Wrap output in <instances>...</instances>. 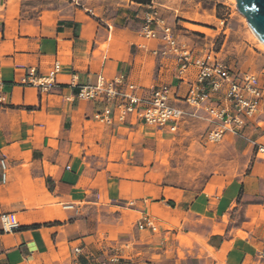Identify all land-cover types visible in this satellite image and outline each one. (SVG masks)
I'll use <instances>...</instances> for the list:
<instances>
[{
  "label": "crops",
  "instance_id": "1",
  "mask_svg": "<svg viewBox=\"0 0 264 264\" xmlns=\"http://www.w3.org/2000/svg\"><path fill=\"white\" fill-rule=\"evenodd\" d=\"M84 3L0 0V214L18 222L12 233L0 224V264L264 262V159L239 178L213 175L199 191L174 187L158 163L176 131L77 98L98 76L122 77L116 89L131 84L142 97L163 85L180 97L187 90L176 67L157 66L160 40L135 39ZM55 62L54 85L32 80ZM106 106L109 119L96 118ZM227 137L248 150L264 144V107L241 136Z\"/></svg>",
  "mask_w": 264,
  "mask_h": 264
},
{
  "label": "rangeland",
  "instance_id": "2",
  "mask_svg": "<svg viewBox=\"0 0 264 264\" xmlns=\"http://www.w3.org/2000/svg\"><path fill=\"white\" fill-rule=\"evenodd\" d=\"M84 1L85 7L104 21L135 33H132L135 39H146L144 27L146 20L152 17L149 28L156 33L154 39L160 40L157 66L166 63L164 73L174 70L176 61L169 56L161 40L162 26L169 27L178 42L187 44L196 53L202 52V56L217 55L233 71L255 73L261 75L264 81V47L253 37L244 16L236 9L235 0ZM129 13L132 16L127 19ZM187 25L200 27L197 30L202 33L188 29ZM208 130V123L199 115L184 116L178 124L174 140L166 145L162 161L158 163L164 182L199 191L213 175L234 179L248 172L255 157L254 149L248 150L236 144L237 140L232 137L205 146L204 138ZM125 213L133 214L131 211ZM177 241L187 246L191 243L190 238L183 234L178 235ZM178 255L183 257L180 251Z\"/></svg>",
  "mask_w": 264,
  "mask_h": 264
},
{
  "label": "built area",
  "instance_id": "3",
  "mask_svg": "<svg viewBox=\"0 0 264 264\" xmlns=\"http://www.w3.org/2000/svg\"><path fill=\"white\" fill-rule=\"evenodd\" d=\"M155 15V13H153ZM153 18H148L144 27L146 39H154L156 33L149 28ZM158 25V23H156ZM167 51L172 53L176 61V69L180 82L187 85L186 93L180 97L169 86L152 88L146 97L137 94L134 85L127 84L125 89L118 91L116 86L123 83V78L108 80L98 76L95 83L78 87L77 98L84 101H101L113 104L121 114L134 113L146 125L163 128L171 132L177 130L179 122L188 115L183 106L193 109L192 117L202 112L209 130L204 138V145H215L227 136H241L252 121L263 111L264 88L261 75L255 73H237L217 55H195L185 43H180L169 27H160ZM60 71L59 63L55 62L46 76L33 81L39 85H54ZM1 87V82H0ZM110 109L106 106L96 118L109 119ZM254 155L264 159V144L254 145ZM1 167L4 169L3 162ZM2 180L5 174L2 172ZM146 225L155 231L151 221ZM3 233H12L18 229V222L13 213L0 214ZM138 228H144L138 224ZM78 253L79 250L75 249ZM93 264H125L118 256H112ZM258 264H264L258 263Z\"/></svg>",
  "mask_w": 264,
  "mask_h": 264
},
{
  "label": "water",
  "instance_id": "4",
  "mask_svg": "<svg viewBox=\"0 0 264 264\" xmlns=\"http://www.w3.org/2000/svg\"><path fill=\"white\" fill-rule=\"evenodd\" d=\"M236 9L253 33L264 43V0H236Z\"/></svg>",
  "mask_w": 264,
  "mask_h": 264
},
{
  "label": "bare ground",
  "instance_id": "5",
  "mask_svg": "<svg viewBox=\"0 0 264 264\" xmlns=\"http://www.w3.org/2000/svg\"><path fill=\"white\" fill-rule=\"evenodd\" d=\"M235 4H236V0H235ZM246 20V19H245ZM246 23H247V21H246ZM247 25H248V23H247ZM249 26V25H248ZM250 28V27H249ZM250 31H251V33H252V35H253V37L257 40V42L262 46V47H264V43L253 33V31L250 29Z\"/></svg>",
  "mask_w": 264,
  "mask_h": 264
},
{
  "label": "trees",
  "instance_id": "6",
  "mask_svg": "<svg viewBox=\"0 0 264 264\" xmlns=\"http://www.w3.org/2000/svg\"><path fill=\"white\" fill-rule=\"evenodd\" d=\"M137 3H141L140 1H137Z\"/></svg>",
  "mask_w": 264,
  "mask_h": 264
}]
</instances>
